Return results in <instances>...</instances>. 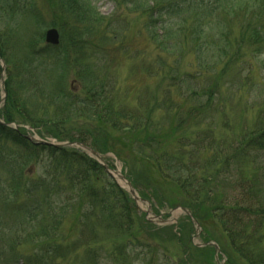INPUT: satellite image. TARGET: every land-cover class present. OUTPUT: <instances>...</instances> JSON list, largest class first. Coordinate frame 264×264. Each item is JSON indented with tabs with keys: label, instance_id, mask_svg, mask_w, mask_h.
<instances>
[{
	"label": "trees",
	"instance_id": "obj_1",
	"mask_svg": "<svg viewBox=\"0 0 264 264\" xmlns=\"http://www.w3.org/2000/svg\"><path fill=\"white\" fill-rule=\"evenodd\" d=\"M56 1L61 9L68 10L80 23L81 29L77 30L81 33L75 32L65 37L61 34V42L67 46L60 49L45 45L42 34L29 40L28 44L21 45L23 49L30 50L25 58L28 63L24 62V67L28 68L37 61L39 70L42 71L41 78L48 81V89L52 86L49 92L43 93L41 90L40 94L43 93L47 100L45 108L54 110L53 116L47 115L48 118H45V115L43 119H35L34 123L31 122L33 127H43L45 136L57 142L81 143L100 155L112 154L121 163L126 179L140 199L148 202L156 214L158 209H167L170 205L162 194L163 184L174 186L180 196L176 200L171 199L174 206L170 210L177 206L187 210L200 225L205 222L214 224L224 234L229 247L226 251L217 243L226 258V264H264V187L256 183L255 169L249 168L248 160L251 153L264 152V120L259 117L263 111L248 130L236 132L228 145L227 151L230 153L223 155L221 149L213 153L212 147H209L215 142L211 134L216 128L213 126L217 120L219 125L228 124L226 108L229 103L234 102V86L240 89L249 81V74L245 73L246 81L242 77L247 69L245 57H255L262 48L264 10L252 11L249 16H246L248 8L240 10L243 15L239 21H235L238 32L233 36L229 23H223L225 19H218L216 14L223 11L225 16V12L235 9L227 6L231 0H123L126 8L131 5L137 19L145 20L143 29L148 34V41L160 53L166 52L171 58V62L166 64V61L157 56L154 61L142 67L145 72L161 75V83L155 88L159 91L158 95L153 91L151 104L140 103L142 107L126 113L119 99L110 92L105 94L101 89L93 94L96 104L91 102L86 111H78L74 107L82 104L75 102L66 92L68 72L76 67L77 78L85 84V76L78 75V68L81 71L83 65L89 64L95 54L103 52L104 46L115 38L98 31L103 19L89 2ZM4 4L0 0V12L4 11ZM19 9L22 10L21 7ZM195 9L197 13L192 14V21L189 17L180 19L187 10L193 12ZM22 13L37 19L36 13L31 9ZM210 15L214 19L211 25L208 20ZM215 30L219 32L218 36L214 34ZM7 41H13L11 33L0 28V60L9 66L12 62L6 55ZM210 53L213 55H208ZM188 56H192L194 60L187 65V69L191 71L186 73L183 62ZM7 70L6 98L0 109V119L4 124L14 123L12 112H17L25 119L27 117L33 120L26 101L21 99V92L25 94L30 83L26 79L15 85L13 81L16 77ZM55 72L57 76L54 80H58V83L52 93L51 80ZM186 80L198 85V89H192L189 96L178 85L185 84ZM14 86H17L18 92ZM175 88L181 97L180 101L170 97V91ZM86 89L87 92L94 90L93 83ZM92 112L99 117L98 130L90 133L64 129L65 124L73 118V113L92 116ZM107 129L118 132L123 139L113 140ZM83 132L86 133L78 135ZM21 134L0 125V140H10L26 156L46 157L51 162L52 170L49 182L39 179L38 183L28 187L30 189L23 190L24 195L32 196L27 199V205H32L33 208L25 210L24 214L32 216L41 224V236H46L48 230L57 233L67 216L62 211L56 214L55 207L51 206L57 204L49 202L47 198L53 192L56 196L62 182L59 175H65V184H70L71 189V196L65 202L73 203L76 210L72 213L73 234L68 245L64 244V240H45L40 243L38 249L41 250L37 255L22 258L14 254L9 258L5 257L0 264H100L97 254L102 252L116 264H134L129 258L135 255L138 260L141 259V254H135L134 248L142 247L144 235L155 245L177 241L179 244H175L182 251L180 264L191 263L190 251L195 248H191L187 242L182 243V225H178L174 231V226L158 228L146 221L143 214H137L130 196L86 153L68 147L34 145ZM124 140L126 144L121 143ZM105 163L109 168H114V162L105 159ZM228 169L234 174L230 181L231 191L240 190L238 198L223 197L217 189L221 176L229 177L223 175L224 170ZM91 174L96 181L100 180V186L96 187L90 182ZM4 202L5 200L2 201ZM22 207L23 204L18 208L21 212ZM129 207L135 210L133 216ZM183 218L192 225L187 216ZM132 223H135V230ZM97 227H102L106 232L103 239L97 237ZM110 235L112 236L109 237ZM143 246L149 255L154 251L149 242ZM207 248L214 253L211 247L203 250ZM13 249L14 246L11 245L10 250ZM80 249L85 256L78 262ZM199 250L202 249L194 251Z\"/></svg>",
	"mask_w": 264,
	"mask_h": 264
},
{
	"label": "rangeland",
	"instance_id": "obj_2",
	"mask_svg": "<svg viewBox=\"0 0 264 264\" xmlns=\"http://www.w3.org/2000/svg\"><path fill=\"white\" fill-rule=\"evenodd\" d=\"M2 1L5 3V8L4 11L0 12V28L3 31L11 33L13 38V41H7L5 45L7 59L12 62L11 65L5 67V70L8 69L7 71H10L11 75L16 77L13 81L15 85H18L22 80L26 81V79L28 80V83H30L25 94H23L24 92H21V99L26 101L27 107L33 115V120H29L27 117L25 119V117L20 116L17 112H12V118L15 121V125L23 128L21 129V133L23 132L22 134L24 136L27 135V137H29L32 135L35 136V138H39L37 132L45 129L43 127L33 129L32 127L34 125H32V123H34L35 119H43L45 115V118L53 116L54 110L49 107L45 108L48 103L46 98L43 97V93H46V91L49 92L52 89V86L48 89L46 85L48 84V81L41 78L40 72L42 71L39 70V64L37 61H34L28 68L24 67L25 63H28L25 61V58L30 50L23 49L21 45L24 46L26 43L28 44L29 40L35 38V36L37 37L39 34L44 36L45 32L52 28L56 29L59 33L60 44L57 48L60 49L66 47V43L61 42V34L65 37V35L71 33H81V31L77 30V28L81 29V25L73 16H71V13L68 12V10L65 8L61 9L56 0ZM84 1L89 2L91 7L103 19L98 31L115 39L113 42L104 46L103 52H97L95 57H93L94 59L91 60L89 64L83 65L81 71H79L80 69L78 68V75L85 76V84L77 78L76 67L73 68L72 71L68 70L69 76L65 81L66 92L75 102L82 104L75 106L74 108L80 111V109L85 110L91 102L92 104H96L93 99V94L95 92H100L101 89H103L105 94L110 92L113 97L119 99L122 102V106L125 108L126 113L134 112L136 108L142 107L143 105L140 103L151 104L152 92L154 91V93H157L158 95L159 91L157 92L155 88L161 83V75L157 76L156 74L145 72L142 67L148 62L154 61L157 56H160V59L166 61V64L171 62V58L166 52L160 53V51L156 50V48L148 41V34L143 29L145 20L140 18L137 19L134 12L131 10V5H128V8H126L123 0ZM208 1L212 2L213 0ZM227 6L228 8L233 6L235 9L229 10L228 13L225 12V16L223 11H218L216 14L218 19L221 17L225 19L223 23H229V27H232L233 29L232 35L236 36L238 26L235 21H239V18L243 15L239 11L249 9L246 14V16H249L252 11L264 10V0H231L230 4H227ZM19 7H21L23 11L27 9L33 10L36 13L37 19L31 17L30 14L22 13L23 11L20 10ZM195 13H197V9L193 12L187 10L186 13L182 14L180 19L186 17L192 18V14ZM234 16L235 19L233 18ZM193 19L194 18H192L191 21ZM208 20L210 22L209 25H211L214 19L210 15ZM38 22L39 24L37 25ZM177 23H179V20H177ZM53 26H56L57 28ZM214 34L218 36V30H215ZM120 39L121 42H119ZM208 55H213V53ZM193 60L192 56H188L183 62L186 73L191 71V69H187V65ZM245 60L247 64L245 69H247L244 71V74H242V77L245 80L246 75L249 74V81L247 84L245 83L243 85V88L239 89V87L234 86V102L229 103V107L226 108V120L228 121V124L219 125L217 120V124L215 123L213 126V128H215V126L216 128L211 135H213L215 142L209 146L210 148L212 147L211 152L213 153L220 149L223 155H225L226 152L230 153V151H227L229 149L228 145L234 138L236 132H240L241 129L248 130V128L256 121L261 111H263V113L259 117L264 120V43L255 57L246 56ZM5 70L3 73L4 82L7 80L8 76V72H5ZM245 73L247 74L245 75ZM52 76V93H54L58 83V80H54L57 76V72L53 73ZM92 83L94 90L90 89L91 91L87 92L86 87H89V84ZM202 84H204V82H202ZM164 85L166 86V83H164ZM178 85L181 86L182 91L188 96L192 89H198L196 83L188 80H186L185 84L178 83ZM14 87L18 92L17 86ZM3 89L4 91L0 89V97L6 95L5 85ZM41 90L43 93L40 94ZM170 97L175 101H180L181 98L177 94L176 88L170 91ZM58 120H60V118ZM98 120L99 117L94 116L93 112L92 116L91 114L87 115L80 113L78 115L73 113V118L65 124L64 129L67 131H87L91 133V131L99 129L97 125H99L100 122ZM107 130L111 134L113 140L123 139L122 135L118 132H113L112 129ZM84 133L86 132L78 135ZM121 143L126 144L127 142L124 140L121 141ZM55 144L59 145V147H63L65 144L69 143L55 141ZM204 145H206V143H204ZM215 145H217V148ZM235 145L236 143L233 146L235 147ZM79 150L86 153V155L91 158L87 152H84L82 149ZM106 160L114 162L113 169L121 174L122 165L115 161V157L112 154L107 155ZM248 160L249 168L255 169L254 174L256 177L254 179L256 180V183L264 187V152L251 153ZM50 165L51 162L46 157L36 155L32 157L26 156L21 150L16 148L10 140H0V263H2L5 257L9 258L14 254H18V256H21L22 258H26L29 255H37V252L41 250L38 249L40 243L45 240H64V244L67 245L70 243L74 225L72 213L76 210L73 207V203L70 201L65 202V200L71 196L70 184H65L67 179L65 175H59V180L62 182H60V189L55 193L56 196L54 195V192L51 193L52 197L51 194L50 196L49 194L47 195V197L49 196L47 198L49 202L57 204H52L51 206V208L55 207L54 212L59 214V212L62 211V214L67 216L66 220L64 219V222L56 231L57 233L48 230L46 236H41L39 234V226L41 224L32 216L27 217L24 214L25 210H32L33 208L32 205L30 207L27 205V199L32 196L28 197L24 195L23 190L30 189L28 187L34 183H38L37 181L39 179L49 182L50 174L52 172V170H50ZM9 173H11V176ZM150 173L151 172L149 171L148 174L150 175ZM232 173L233 172L228 169L224 170L223 175H229V177H231L234 176ZM228 178L226 176H221L220 181L217 183V189L220 191L219 193H221L223 197L228 196L229 199L240 197L241 193L239 189L235 192L231 191L232 186L230 185V181L233 177L226 180ZM90 182L96 187L102 184L100 180H95L93 174L90 176ZM21 188L22 190H20ZM161 191L167 204H170L167 206V209L160 208L158 209V214H156L150 204L138 201L135 206L137 214H144L145 218L158 228L174 226V231H176L177 226L182 225V243L186 244L185 242H187L191 248L202 249L199 251H194L195 249L190 251L192 255L190 264H226V258L221 250L219 251V257L216 260L215 252L213 253L208 248L204 251L203 249H206V247H202V245L206 243H214L216 245L219 243L223 250L228 251L229 247L224 234L214 224L207 222L201 224L202 226L193 223L190 226L183 218L185 215L177 206L170 210L174 206L171 199L175 198L176 200V198L180 196L179 191L174 188V186H166L164 184ZM39 198L42 199L41 196H39ZM3 200H5L4 203H2ZM13 202H16L17 204H13ZM22 204L23 214L21 210L18 209ZM61 204L62 206H60ZM129 209L131 210V212H129L133 216L135 210L130 207ZM150 210L154 215L147 214ZM131 226L134 230L136 229L135 223H132ZM99 228L97 227L95 229L96 231H94L99 239H103L106 232L102 230V227ZM111 236L112 235L109 237ZM142 238V247L134 248L135 254H141V259L138 260L136 256L133 255L129 258V261H132L134 264H180L179 259L181 258L182 251L179 249L177 245L179 243H177V241L155 245L151 244L145 235ZM147 241L152 249H154L151 255L148 254L147 249L143 246L145 243L148 244ZM11 245L14 246L12 251L10 250ZM220 245H218V247ZM82 251L83 250L80 249L81 253L77 256L78 262H81L85 256L84 251ZM97 258L99 259L100 264H116L104 252L97 254ZM18 264H22V262H19ZM236 264H239V262Z\"/></svg>",
	"mask_w": 264,
	"mask_h": 264
},
{
	"label": "water",
	"instance_id": "obj_3",
	"mask_svg": "<svg viewBox=\"0 0 264 264\" xmlns=\"http://www.w3.org/2000/svg\"><path fill=\"white\" fill-rule=\"evenodd\" d=\"M44 41L48 45L57 46L59 44V34H58V32L55 29H49V30H47L45 32V35H44ZM1 65H2V71H3L4 70V65H3L2 62H1ZM2 88H3V86H2ZM28 139L31 140V141H34L36 143H39V144H46L44 142L36 141L33 138H29L28 137ZM80 147L83 148V149H85V150H87L93 157H95L96 159H98L100 162L102 161L101 157L99 155H97L96 153H94L93 151H91L89 148H87V147H85L83 145H81ZM105 169L109 172L110 175L115 174L114 172L109 171L107 169V167H105ZM119 179L122 180V181H125V179H124L123 176H119ZM127 187H128L129 193L131 194V196L133 197V199L135 201H137L138 198L136 197V195H135V193H134V191L131 188V186H130L129 183H127ZM181 211H183L186 215H188L189 217H191L190 214L188 212H186L185 210L181 209Z\"/></svg>",
	"mask_w": 264,
	"mask_h": 264
}]
</instances>
